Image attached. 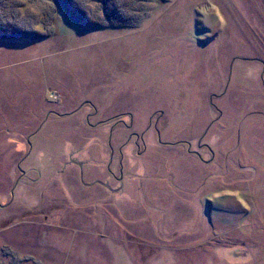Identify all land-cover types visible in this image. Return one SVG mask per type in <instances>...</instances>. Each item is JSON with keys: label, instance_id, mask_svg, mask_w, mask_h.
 Instances as JSON below:
<instances>
[{"label": "rangeland", "instance_id": "1", "mask_svg": "<svg viewBox=\"0 0 264 264\" xmlns=\"http://www.w3.org/2000/svg\"><path fill=\"white\" fill-rule=\"evenodd\" d=\"M76 1L0 0V264H264V0Z\"/></svg>", "mask_w": 264, "mask_h": 264}, {"label": "trees", "instance_id": "2", "mask_svg": "<svg viewBox=\"0 0 264 264\" xmlns=\"http://www.w3.org/2000/svg\"><path fill=\"white\" fill-rule=\"evenodd\" d=\"M56 1L61 2V0H56ZM67 1L71 2V4L73 6L79 7L80 8L79 10H81V7L76 0H74V1L73 0H67ZM69 11H71L70 16L72 15L75 20L79 19L80 22L86 23L88 25H99L98 23H95V22L93 23V21L91 19L87 18L81 11H79L77 14H74L75 11H72L70 9H69ZM70 16H68V17H70ZM4 25L0 26V38L39 37L38 33H36L35 31H30V29L24 28V27L18 25L17 23L7 22V24H4Z\"/></svg>", "mask_w": 264, "mask_h": 264}, {"label": "flooded vegetation", "instance_id": "3", "mask_svg": "<svg viewBox=\"0 0 264 264\" xmlns=\"http://www.w3.org/2000/svg\"><path fill=\"white\" fill-rule=\"evenodd\" d=\"M264 41V37H263V40ZM260 44V43H259ZM262 46H264V42L261 43ZM248 61H252V62H262L264 61L263 59H260L258 58L255 53H254V45H252V49H251V53L249 54L248 58H247ZM264 83V82H263Z\"/></svg>", "mask_w": 264, "mask_h": 264}, {"label": "bare ground", "instance_id": "4", "mask_svg": "<svg viewBox=\"0 0 264 264\" xmlns=\"http://www.w3.org/2000/svg\"><path fill=\"white\" fill-rule=\"evenodd\" d=\"M48 97H50V98H52L54 100H57L59 98V96L56 93H54V92L52 94L49 93Z\"/></svg>", "mask_w": 264, "mask_h": 264}]
</instances>
